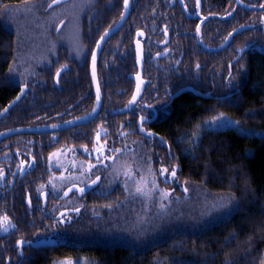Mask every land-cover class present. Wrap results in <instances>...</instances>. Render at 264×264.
<instances>
[{
    "label": "flooded vegetation",
    "instance_id": "1",
    "mask_svg": "<svg viewBox=\"0 0 264 264\" xmlns=\"http://www.w3.org/2000/svg\"><path fill=\"white\" fill-rule=\"evenodd\" d=\"M80 2L75 29L63 18L54 31L44 29L42 37L48 40L29 50L32 60L38 57L44 67L40 77L30 71V87L25 85L24 95L15 104L28 96L30 123L21 127L47 130L24 133L29 136L19 162L18 145L11 139L21 134L0 141V149L10 146L9 156L0 163L10 182L0 185V195L6 189L14 198L16 175L20 171L35 173L34 182L43 177L41 183L37 181V202L50 207L55 218L63 210L80 209L59 218L66 222L86 207L98 206L99 192L112 190L104 169L114 164L117 144L141 143L147 149L166 146L170 152L167 138H172L165 125L174 114L177 99L193 93L204 101H216L235 94L226 90V82L238 79L253 57L264 55V0H129L127 17L99 54L102 102L98 113L82 124L62 128L65 122L94 109V51L126 10L125 0ZM40 79L45 80L41 83ZM138 93L135 104L125 110ZM36 148L46 153L36 155ZM98 176L100 183L91 190L81 194L73 190L62 198L69 187L85 186ZM11 202L14 205L13 199ZM29 202L33 209L31 199ZM4 222L2 218L0 225ZM0 233H5L3 226Z\"/></svg>",
    "mask_w": 264,
    "mask_h": 264
},
{
    "label": "trees",
    "instance_id": "2",
    "mask_svg": "<svg viewBox=\"0 0 264 264\" xmlns=\"http://www.w3.org/2000/svg\"><path fill=\"white\" fill-rule=\"evenodd\" d=\"M51 1L0 0V112L16 98L22 86L30 87V71L40 77L44 67L38 57L32 60L29 52L21 48L19 30L14 19H9L11 23L6 20L7 11L30 3L48 14L55 9L47 10ZM44 29L54 31L48 26L38 32L43 35ZM246 66L238 79L226 82L227 91H236L233 95L204 101L186 93L177 99L174 114L165 125V132L173 139L167 138L170 152L166 146L147 149L141 143L116 145L115 161L129 157L128 165L134 170L139 163L144 164L143 168L147 166L157 182L167 185L173 194L185 195L181 187H189L187 196L194 197L195 206L191 222L170 226L149 243L114 240L106 224L110 212L120 207L129 194L123 182L125 170L114 174L110 172L112 166L106 167L105 180L111 174L118 176V182L111 191L98 193V206L86 207L69 222L56 219L50 207L37 202V181L43 177L34 182L37 174L20 171L14 198L6 189L0 195V221L8 218L0 225L8 227L7 232L0 233V264L8 260L11 264H56L66 258H74L78 264H264V55L253 57ZM29 102L24 96L12 107L0 119V131L30 123ZM217 115L230 117L236 124L214 127L210 121ZM28 136L21 134L11 139L18 145L17 162ZM9 147L0 149V163L9 156ZM36 152L39 156L46 153L40 148ZM115 164L118 166V162ZM163 169L170 177L175 169L173 181L163 177ZM0 172V185L8 184L10 175L4 169ZM30 199L33 209L28 205ZM30 217L34 218L31 222ZM48 238L56 239L57 244H29L20 254V240Z\"/></svg>",
    "mask_w": 264,
    "mask_h": 264
},
{
    "label": "rangeland",
    "instance_id": "3",
    "mask_svg": "<svg viewBox=\"0 0 264 264\" xmlns=\"http://www.w3.org/2000/svg\"><path fill=\"white\" fill-rule=\"evenodd\" d=\"M80 1L73 0L58 6L48 14H45L39 6L30 3L18 5L8 9L6 20L11 23L10 20L14 19L15 26L19 30L21 48L28 53L29 50H35V47L42 41L48 40L38 32L39 28L41 30L48 26L55 28L62 23L63 18H66L67 24L73 25V29H75L78 2ZM80 4L83 6L85 3L80 2ZM226 123L235 125L236 121L225 115H217L210 121L214 127L223 126ZM115 162H118V166ZM129 162H131L129 157L126 160L124 157L118 161L114 159L113 168L110 170L114 174L121 170L126 171L127 174L123 182L126 184L129 193L120 207L110 212L106 226L111 232L110 237L112 239H124L125 242L130 241L135 244L149 243L158 237L160 231L167 230L170 226L178 227L182 221H187V223L192 221L195 206L194 197L189 198L187 196L189 187H181L185 195L173 194L167 185L157 182L158 178L146 170L147 166L143 168L144 164L139 163L134 170L128 165ZM121 166L124 168L121 169ZM141 170L142 174H139ZM167 173V171L164 172L163 177H167L168 182L173 181V179L171 180L173 176L170 177ZM109 177L110 179L107 180L113 184L118 182L117 175L112 176L110 174ZM119 181L121 180L119 179ZM137 188L142 191H137ZM76 261L74 258H66L57 260L56 264H78Z\"/></svg>",
    "mask_w": 264,
    "mask_h": 264
},
{
    "label": "water",
    "instance_id": "4",
    "mask_svg": "<svg viewBox=\"0 0 264 264\" xmlns=\"http://www.w3.org/2000/svg\"><path fill=\"white\" fill-rule=\"evenodd\" d=\"M70 0H52L48 6H47V10H50L52 8H55L63 3H66ZM129 0H128V7L125 10V13L123 14L122 18L119 20V22L112 27L111 29H109L104 35H103V39H100V41L98 42L99 47H96L94 54H95V62L93 63V58H92V63H91V72H92V78H93V82H94V86L96 88V93L98 95V90H99V99H97L96 101V105L94 107V109L80 117L68 122H65L62 125V128H69L78 124H82L86 121H88L89 119L93 118L99 111L100 106H101V102H102V96H101V91H100V85H99V80H98V72H97V64H98V58H99V54L101 51L102 46L104 45V43L107 41V39L110 37L111 34H113L124 22L125 18L127 17V13L129 10ZM107 34V35H106ZM97 45V46H98ZM65 68V67H64ZM64 68H62L64 70ZM62 70V71H63ZM61 69L59 70V72H62ZM25 89L26 87L23 86V89L21 90V92L16 96V98L11 101L1 112H0V119L2 118V116H4L24 95L25 93ZM191 89V88H190ZM193 89V88H192ZM141 89H138V91L140 92ZM198 95H204L203 93L199 92V91H195ZM139 96V93L134 96L135 100L132 99V101L127 105L126 109L131 108L135 102L137 101V98ZM17 97H19V99H17ZM124 110V111H125ZM47 129L44 128H34V127H15V128H11V129H7L5 131L0 132V141H2L4 138H7L9 136L12 135H16V134H24V133H30V132H39V131H46ZM100 183V176H98L97 178H95L92 182H90L89 184L85 185V186H80V185H74L72 187H69L63 194L62 198H65L68 194H70L73 190H77L79 191V193H85L89 190H91L93 187L97 186ZM44 205L47 204V199L44 197ZM80 209H67V210H63L61 211L56 218H61L66 214H69L71 212H78ZM23 242V243H21ZM32 244L34 247H45V246H51V245H56L57 241L56 239L53 238H48V239H42L36 242L33 241H25V240H20L18 243V246L20 247V254L23 253V246L25 245H29Z\"/></svg>",
    "mask_w": 264,
    "mask_h": 264
},
{
    "label": "snow or ice",
    "instance_id": "5",
    "mask_svg": "<svg viewBox=\"0 0 264 264\" xmlns=\"http://www.w3.org/2000/svg\"><path fill=\"white\" fill-rule=\"evenodd\" d=\"M181 2H182V0H181ZM124 6H125V9H127V7H128V0H125V4H124ZM261 7H264V5H261ZM107 35V34H106ZM101 39H103V37H101ZM97 47H99V45L97 46ZM159 55V54H158ZM95 62V54L93 55V63ZM63 69H61V71H62ZM59 74H60V72L58 71L57 72V76H59ZM17 99H19V97H17ZM97 99H99V90H98V95H97ZM133 100H135V97H133ZM143 119V118H142ZM218 119V118H217ZM141 130H143V129H141ZM167 171V169H163L162 170V173L161 174H163L164 172H166ZM175 169H173V171H172V173H171V175L172 176H175ZM3 175V173L2 172H0V176H2ZM137 191H142L140 188H137ZM3 220L5 221V222H7L8 221V218L5 216L4 218H3ZM3 230L5 231V232H7L8 231V227L7 226H5L4 228H3ZM21 243H23V242H21Z\"/></svg>",
    "mask_w": 264,
    "mask_h": 264
}]
</instances>
